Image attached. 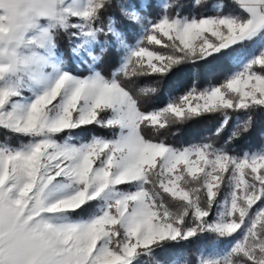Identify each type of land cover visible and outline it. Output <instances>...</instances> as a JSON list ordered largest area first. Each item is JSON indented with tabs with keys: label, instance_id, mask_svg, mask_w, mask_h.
<instances>
[{
	"label": "snow or ice",
	"instance_id": "6c2138e0",
	"mask_svg": "<svg viewBox=\"0 0 264 264\" xmlns=\"http://www.w3.org/2000/svg\"><path fill=\"white\" fill-rule=\"evenodd\" d=\"M69 2L0 0V128L28 138L0 145V264H142L167 245L208 236L231 241L199 264H264V151L234 155L212 143L176 148L148 135L213 113L225 115L220 133L231 110L247 117L232 139L264 113V0H236V12L187 20L167 13L150 20L148 2L138 0H87L82 10ZM121 20L136 21L133 36L139 30L141 38L111 78L61 71L34 98H23L24 86L50 79L47 51L59 29L80 23L87 34L112 33L126 51L115 26ZM235 45L239 71L162 109L143 107L155 88L131 86ZM75 129L83 137L76 144L57 141ZM60 180L76 191L49 204L45 190ZM106 191L114 193L106 207L92 203ZM62 212L86 218H45Z\"/></svg>",
	"mask_w": 264,
	"mask_h": 264
},
{
	"label": "trees",
	"instance_id": "16d2710c",
	"mask_svg": "<svg viewBox=\"0 0 264 264\" xmlns=\"http://www.w3.org/2000/svg\"><path fill=\"white\" fill-rule=\"evenodd\" d=\"M140 3L148 2V7L145 13L149 19L156 17L153 13L163 15L165 13L173 16H180L183 19L197 18L201 15L212 16L219 10L218 3L221 5V11L229 13L236 12L237 8L233 7L236 4L232 0H168L167 7L164 6L162 0H138ZM112 19L115 21L116 17ZM108 18L105 17L103 26L107 27ZM131 23V24H130ZM136 21L121 20L116 21L117 31L127 41L128 45H135L141 38V33L137 30L136 36H133L131 25ZM70 29H59L53 41L55 51L62 59V67L65 71L76 77H86L97 71L106 78H111L121 64V60L125 57V50L112 33H99L96 36L101 44H96L93 53L99 56V61L93 66V69L87 65L75 61L72 52V33ZM245 45H250L251 41L242 42ZM159 47V46H157ZM233 47L222 50L208 56L206 59L189 60L174 66L165 76L159 80L154 78H135L132 87L137 92L141 89L155 88L156 91L150 94V97L143 104V107L153 110L162 109L173 99L186 94L189 90L195 87L198 91L207 87L214 86L223 82L225 76L231 75L240 70L242 67L241 60H234ZM246 51V49H245ZM247 117L243 113H234L229 110L227 114L228 125L225 126L220 133L216 132L225 119V115L220 113L205 114L195 117L188 121L172 125L163 134L148 133L157 139L163 140L165 143L182 148L191 146L196 143H212L217 148L227 147L232 149V154L243 155L245 152L264 151V113L257 112L253 119L254 123L250 129L239 137L229 139L232 131L235 130L238 121H243ZM68 136L82 137L80 129L72 130L71 133H62L56 139L63 141ZM28 142L27 137L18 136L10 133L8 130L0 128V143L8 146H20ZM100 205V201L92 202ZM79 211V210H77ZM72 219H85V216H78L76 213L68 212ZM240 238V237H238ZM231 238H219L218 240L208 236L207 239L195 241L193 243L180 242L178 244L167 245L166 248L158 250L154 255L142 257V264H198L201 256L214 255L229 247ZM200 249V251H198ZM203 250H207L206 252Z\"/></svg>",
	"mask_w": 264,
	"mask_h": 264
},
{
	"label": "rangeland",
	"instance_id": "374dc122",
	"mask_svg": "<svg viewBox=\"0 0 264 264\" xmlns=\"http://www.w3.org/2000/svg\"><path fill=\"white\" fill-rule=\"evenodd\" d=\"M162 3L164 4L165 7H167L168 0H162ZM222 4L223 3L217 4V7L219 10L221 9ZM86 5H87V0H70L68 6L76 10H82L84 7H86ZM41 23L44 26H47V22L42 21ZM85 27H86L85 25L80 24V23H76L74 26L70 25L68 27L69 30L71 29L73 31L71 33L73 37L72 52H73L76 62L87 64L93 69V66L99 61V56L95 55L93 53V50L96 44H101V43L97 39V36H96L97 32L93 30L91 34H87L85 31ZM68 29H64V30H68ZM115 38L118 41L116 36ZM53 44H54V41L52 44H49L48 51H47V57H46L48 61L46 67H47L48 72L51 74L50 79L47 81V83L44 86H40V87H33L31 85L24 86L22 88L23 98L25 99L28 97L34 98L37 93L43 91V87H46L52 83V80L55 78V75H57L61 71H65L64 68L62 67V59L60 56L56 54L55 45L53 46ZM132 46L133 45H129L128 49L125 51V57L127 55V52H130L133 50ZM96 72L97 71H94V73ZM17 103L21 104L22 107L27 106V103L23 102L22 100H18ZM57 141L61 144H64V143L76 144L77 143V140L74 139L73 136H68L63 141H59V140ZM0 145H6V144L0 143ZM75 191H76L75 186L70 185L69 182H67L66 180H60V181H54L52 184H50L48 188L45 190V195H46L47 202L51 204L57 199L72 195ZM113 197H114V193L111 191H106L105 193H102L101 196L98 198V200L100 201L99 206L102 205L106 207L110 199H112ZM45 218L48 219L53 224L78 223V222H83L84 220V219H72L68 215V212H62V213H57V214H45ZM208 256H211V255L209 254ZM171 264H176V263H171Z\"/></svg>",
	"mask_w": 264,
	"mask_h": 264
},
{
	"label": "built area",
	"instance_id": "2783aa9c",
	"mask_svg": "<svg viewBox=\"0 0 264 264\" xmlns=\"http://www.w3.org/2000/svg\"><path fill=\"white\" fill-rule=\"evenodd\" d=\"M236 4V0H232Z\"/></svg>",
	"mask_w": 264,
	"mask_h": 264
}]
</instances>
